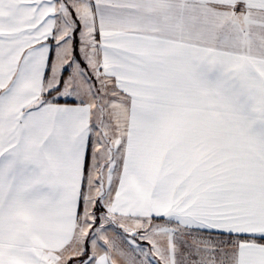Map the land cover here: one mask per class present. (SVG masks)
<instances>
[{
	"label": "snow or ice",
	"instance_id": "1",
	"mask_svg": "<svg viewBox=\"0 0 264 264\" xmlns=\"http://www.w3.org/2000/svg\"><path fill=\"white\" fill-rule=\"evenodd\" d=\"M0 264H264V0H0Z\"/></svg>",
	"mask_w": 264,
	"mask_h": 264
}]
</instances>
